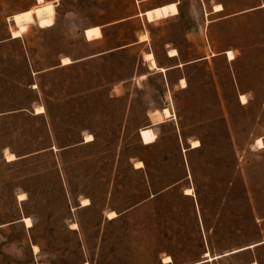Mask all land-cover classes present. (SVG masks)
<instances>
[{"label": "rangeland", "instance_id": "374dc122", "mask_svg": "<svg viewBox=\"0 0 264 264\" xmlns=\"http://www.w3.org/2000/svg\"><path fill=\"white\" fill-rule=\"evenodd\" d=\"M53 1L0 0V42L14 32L22 36L0 47V68L16 74L6 76V85L29 83V62L43 69L63 54L95 51L80 40L78 29L110 20V13L95 10L93 0H56V7ZM253 5L225 0V47L240 51L235 78L219 63L215 78L205 68L191 69L187 89L186 83L180 84L185 90L172 86L175 75L168 89L159 75L132 82V71L142 67L130 58L89 64L82 76L77 69L38 78L53 136L42 118L22 116L21 139L5 142L21 156L52 144L76 146L83 138L94 142L0 162V185L10 200L0 203V264H95L101 241L97 264L107 263L111 249L115 264L129 258L153 264L163 251L175 264H187L199 259L200 247L226 256L211 264H264V13L238 10ZM122 9L121 4L112 15H125ZM53 21V28L40 29ZM94 36L97 30L86 32L88 39ZM28 99L23 90L22 106ZM164 108L170 111L166 119ZM146 128L156 136L148 146L139 137ZM137 163L142 172L131 170ZM80 202L90 206L79 209ZM107 210L119 215L108 224L102 219Z\"/></svg>", "mask_w": 264, "mask_h": 264}, {"label": "crops", "instance_id": "0c3cea01", "mask_svg": "<svg viewBox=\"0 0 264 264\" xmlns=\"http://www.w3.org/2000/svg\"><path fill=\"white\" fill-rule=\"evenodd\" d=\"M57 1L55 0L52 2L55 4V7L57 6ZM60 1L64 3L67 0ZM252 1L254 4L252 7L238 9L241 13L239 15L249 14L248 16L256 17L261 13H264V0ZM93 2L95 10L100 13L109 12L111 15L110 20H95L94 22L87 23L78 29L80 40L85 45L93 47L95 49L94 52L78 57H73L70 54H63L57 58L55 64L43 69L33 68L32 63L29 62V69L27 68V72L30 82L25 85L21 82L17 84L15 82L12 84L8 83L6 85V76H15L16 74L10 73V70L0 68V77H3V79L0 80V162L10 165L26 157L32 158L43 153L57 154L75 147L90 145L94 142L84 143L83 138L80 144L62 149H58L52 144L42 151L30 153L25 156L16 153L11 145L5 142L7 139H21L22 116H27L33 120L42 118L43 124L48 130L49 135L51 137L53 136L51 121L47 116L45 100H43V92L38 82V78L43 75L78 69V76H82L85 74L84 70L89 64H100L107 61L112 63V61H117L119 59L130 58L136 60L142 67L140 72L132 71L131 75L134 77L132 82L141 80L142 76L146 78L159 75L163 78L168 89L172 86L179 90L187 89V72L191 69L205 68L212 79L215 78L217 75L215 66L219 63L222 64L224 68L226 64L231 70L232 77L235 78L233 65L239 57L240 51L233 44H229L225 47V0H93ZM121 4L123 5L122 11L125 12V15L114 17L112 14L119 10V5ZM216 6H220L221 10L215 12L214 7ZM171 7L175 9V13L171 14ZM164 9H167V12L161 19L148 20V14H155ZM236 16L238 15H233L229 18H234ZM187 21L193 22L189 23ZM54 25L55 23L53 21V24L50 27L39 28L41 30H46L53 28ZM130 26H133L131 30L129 29ZM92 30H97L98 36L88 39L86 37V32ZM21 38L22 36L20 38H12L10 34L9 38L0 42V47L3 46V44L15 43ZM173 51L175 53L174 56L169 54ZM228 52H231L234 55V60L231 62L227 60L226 54ZM148 55H151L155 60L158 71L150 70L148 62L145 60V57ZM64 58L69 59L70 63L63 65L62 60ZM159 61H161V63ZM161 70H164V72H160ZM174 75L177 77L171 86L169 78ZM181 80H184L186 83L185 89H182L180 86ZM116 89L117 83L111 87L110 92L112 93ZM23 90L29 93L28 104L26 106H22L21 101ZM240 95L243 94L238 93V101ZM38 108L43 109L41 114L35 113V110ZM6 125L11 127V131L8 133L5 131ZM6 153L13 155L15 160L11 162L6 161ZM131 170L133 172H142L144 166L141 169H135L134 164H132ZM1 178L2 177L0 176V179ZM63 179L61 170V187L64 186ZM5 189L6 186L0 185V203L10 201L5 199ZM15 193L16 190L14 191L12 200L17 202V197L20 194ZM89 206L90 202L86 207H82L80 202L79 209H85ZM109 212L113 211L107 210L102 214V219L106 221V224L116 220L119 216L116 214V218L108 220L106 215ZM19 222L22 223L21 220ZM72 230L76 231L77 228ZM101 231V235H103L104 228L103 230L101 228ZM199 250V259L187 264H211L214 262L215 260L211 262L205 260L206 258L204 255L206 253L212 258L222 256H213L208 247H200ZM99 253L100 259L102 260V241L95 248V264L98 263L97 260ZM114 253L115 250L111 249V257L104 258L107 262L106 264H115L113 258ZM166 257L171 259L169 264H175L174 257L165 251L157 254L153 264H164L162 260ZM223 257L226 256L220 258ZM116 264L136 263L133 258H129L128 261H117Z\"/></svg>", "mask_w": 264, "mask_h": 264}, {"label": "bare ground", "instance_id": "6f19581e", "mask_svg": "<svg viewBox=\"0 0 264 264\" xmlns=\"http://www.w3.org/2000/svg\"><path fill=\"white\" fill-rule=\"evenodd\" d=\"M37 1V3L38 4H42V3H44V0H36ZM170 5V4H169ZM173 5V4H172ZM177 7V6H176ZM167 8V7H166ZM163 9V8H162ZM171 9V14L172 13H175V9L173 8V7H171L170 8ZM156 10H158V9H156ZM221 10V7L220 6H216V7H214V11L215 12H218V11H220ZM154 11V10H153ZM150 12H152V11H150ZM166 12H167V9H164L163 11H158V12H156L155 14H148V20H152V19H161L163 16H165L166 15ZM177 14V13H176ZM154 22H156V21H154ZM18 37H20V33L19 32H14L13 33V38H18ZM142 40V39H141ZM172 51V50H171ZM169 54H171V55H173L174 56V51L173 52H170ZM177 54V53H176ZM227 60L228 61H233L234 60V56H233V53H231V52H228L227 54ZM225 55V56H226ZM169 57H170V55H169ZM145 60L148 62V66H149V68H150V70H156V71H158V69H157V67H156V63H155V60L153 59V57L151 56V55H148V56H146L145 57ZM70 62H69V59H66V58H64L63 60H62V64L63 65H67V64H69ZM164 70H161L160 72H163ZM144 79H146L144 76H142L141 77V80H144ZM180 84H181V86H182V88H184L185 87V81L184 80H181V82H180ZM240 101H241V103L242 104H245L246 103V98L244 97V96H240ZM43 112V109L42 108H38L37 109V114H41ZM161 116L164 118V119H166V118H168V117H170V111H169V109H167V108H164L162 111H161ZM152 117V116H151ZM159 123H162V122H159ZM151 124V123H150ZM153 125H156V124H153ZM139 137H140V140H141V142H142V144L144 145V146H148V145H151V144H153L155 141H156V136H155V134H154V132L150 129V128H146V129H142V130H140V132H139ZM91 141V136H87L86 137V142H90ZM193 145H195V147H197L198 146V142H194L193 143ZM257 145L261 148L262 147V142H261V140H258L257 141ZM13 160H15V157L13 156V155H11V154H9V155H7L6 156V161H8V162H10V161H13ZM140 168H142V164L141 163H137L136 164V169H140ZM189 192H190V190H187V193L186 194H189ZM20 197V199H22V200H24L23 199V195H21V196H19ZM84 203H85V205H87V200H84ZM116 217V215H115V213H113V212H111V213H109L108 214V219L109 220H111V219H113V218H115ZM23 223L26 225V227L27 228H30L31 227V221L28 219V218H24L23 219ZM74 226V228H75V225H73ZM263 243H261V244H258V245H256V246H259V245H262ZM34 251H35V253H37L38 252V249H37V247H34ZM205 258H207V260L206 261H212V260H214V259H217V258H219V257H215L214 259L213 258H211L210 256H208V254H205ZM171 262V259L169 258V257H166V258H164L163 259V263L164 264H169ZM254 264V263H253Z\"/></svg>", "mask_w": 264, "mask_h": 264}]
</instances>
